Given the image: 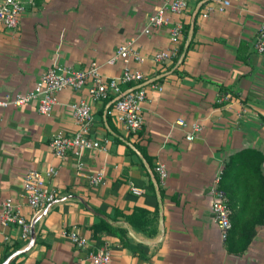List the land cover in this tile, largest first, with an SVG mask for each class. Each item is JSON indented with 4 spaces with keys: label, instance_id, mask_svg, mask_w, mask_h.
<instances>
[{
    "label": "crops",
    "instance_id": "1",
    "mask_svg": "<svg viewBox=\"0 0 264 264\" xmlns=\"http://www.w3.org/2000/svg\"><path fill=\"white\" fill-rule=\"evenodd\" d=\"M17 1L24 7L17 28L0 24V97L29 91L55 63L83 69L95 62L106 79L116 77L122 63L106 61L130 43L147 57L139 67L146 100L136 134L114 119L113 96L91 103V135L107 140V150L61 159L50 138L74 131L69 104L86 97L85 88L63 90L49 115L36 102L0 109V203L10 199L32 225L26 240L17 227L0 225V264H89L88 252L101 248L110 251L109 264H264V225L233 255L210 210V189L233 154L258 151L264 175V55L252 48L264 0H228L223 10L213 0H187L172 17L183 28L179 54L161 63L150 56L167 46L169 27L143 32L161 0ZM221 94L228 100L218 101ZM179 118L186 127L174 125ZM191 124L200 130L188 141ZM49 167L57 172L47 182L55 199L33 211L22 197V176ZM97 172L102 183L89 184ZM100 224L112 231L94 235ZM69 233L86 246L75 247Z\"/></svg>",
    "mask_w": 264,
    "mask_h": 264
},
{
    "label": "built area",
    "instance_id": "2",
    "mask_svg": "<svg viewBox=\"0 0 264 264\" xmlns=\"http://www.w3.org/2000/svg\"><path fill=\"white\" fill-rule=\"evenodd\" d=\"M220 5V10L229 7L228 0H213ZM187 8V0H161L157 9L150 14L144 33L151 29L169 27V40L166 47L154 52L150 59L155 63H161L175 58L178 55V38L182 33V25L173 22L172 17L180 15ZM24 10L23 5L17 0H0V24L7 29H15L19 17ZM210 9L202 14L205 17ZM253 50L264 55V19L259 24ZM147 59L132 48L130 43L119 45L112 56L106 61L107 65H113L120 61L121 72L118 76L106 79L99 71L100 66L93 62L87 68H75L70 65L52 64L34 83L33 87L23 94H5L0 97V109L18 108L36 102L37 111L43 115H49L58 104V96L65 89L74 91L86 89V97L69 104L72 112V120L75 129L71 134L62 130L55 132L49 141V149L57 158H64L68 154L79 156L84 150L106 151L107 140H98L91 135L93 116L90 105L93 102L107 100L113 96V116L121 124L122 128L136 134L142 129L143 116L142 104L146 100V91L141 85L144 76L139 69ZM160 90V87H157ZM218 101H227V95H219ZM174 125L186 127V122L179 118ZM200 130L198 124L190 125V132L185 139L191 141ZM155 171L161 179L167 175L163 164H156ZM57 172L49 167L43 172L29 169L22 176V197L26 205L33 211H38L51 204L55 199V192L47 185L49 179L55 177ZM219 178L210 189V210L214 222L218 226L221 239L224 240L231 228V209L225 193L218 188ZM89 184L99 185L103 181L102 172L88 178ZM134 194L140 190L131 188ZM0 225L14 226L20 230V238L26 240L32 229L30 222L20 214L17 206L10 199L0 203ZM71 243L77 248L86 246V240L74 233L67 234ZM89 264H109L110 251L101 248L89 251L87 254Z\"/></svg>",
    "mask_w": 264,
    "mask_h": 264
},
{
    "label": "trees",
    "instance_id": "3",
    "mask_svg": "<svg viewBox=\"0 0 264 264\" xmlns=\"http://www.w3.org/2000/svg\"><path fill=\"white\" fill-rule=\"evenodd\" d=\"M262 163L263 156L258 151L242 150L233 154L221 171L218 188L225 193L231 209V228L223 240L230 254H241L253 239L256 228L264 225ZM101 230L112 231L104 224L92 228L94 235ZM117 234L122 244L128 246L122 233Z\"/></svg>",
    "mask_w": 264,
    "mask_h": 264
},
{
    "label": "water",
    "instance_id": "4",
    "mask_svg": "<svg viewBox=\"0 0 264 264\" xmlns=\"http://www.w3.org/2000/svg\"><path fill=\"white\" fill-rule=\"evenodd\" d=\"M31 231H32V229H31ZM8 263V260H6L3 264H7Z\"/></svg>",
    "mask_w": 264,
    "mask_h": 264
}]
</instances>
